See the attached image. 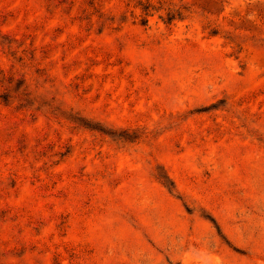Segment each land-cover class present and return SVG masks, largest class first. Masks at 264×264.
Instances as JSON below:
<instances>
[{
  "label": "rangeland",
  "instance_id": "374dc122",
  "mask_svg": "<svg viewBox=\"0 0 264 264\" xmlns=\"http://www.w3.org/2000/svg\"><path fill=\"white\" fill-rule=\"evenodd\" d=\"M0 264H264V0H0Z\"/></svg>",
  "mask_w": 264,
  "mask_h": 264
}]
</instances>
